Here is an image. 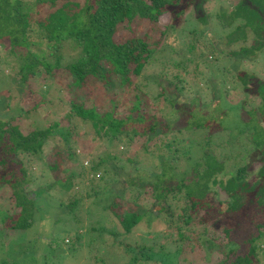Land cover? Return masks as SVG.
<instances>
[{"label":"rangeland","instance_id":"rangeland-1","mask_svg":"<svg viewBox=\"0 0 264 264\" xmlns=\"http://www.w3.org/2000/svg\"><path fill=\"white\" fill-rule=\"evenodd\" d=\"M19 1L25 6L33 2ZM75 1L81 3L82 0ZM236 1L196 3L185 14L184 23L176 26L175 30L170 27L167 15L155 24L148 21L133 23V37H144L149 46L155 45V48L148 67L127 90L115 89L102 94L96 82L91 93L74 92L68 88L70 77H64L66 72L63 69L49 78L41 67H36L31 79L22 82L19 61L11 57L3 45L0 46V115L5 118L11 116L9 125L16 126L22 134L43 131L53 124L65 128L68 133L64 140L67 147H63V139L55 135L43 144L40 160L27 155L21 157L25 175L30 179L27 192L31 199L37 201L35 209L39 213L34 211L29 228L24 230H2L0 225V264H128L131 255L125 253L120 245V237L116 239L117 235L123 239V232L111 212L144 214L137 226L125 236L132 249H151L152 253L168 255L176 252L177 264H219L223 260L224 250L217 246L211 249V238L202 233L198 225L186 227L185 239L181 240L179 233L183 231L177 233L179 223L176 219L181 216L182 208L190 204L183 194H173L160 202L167 207L166 216L155 212L154 208L159 205L150 195L152 191L148 184L159 183L162 178L173 180L169 189L179 180L186 183L195 175L191 171L195 163H202L203 153L211 154L222 167L214 184L211 180L208 182L210 191L206 199L216 206L228 201L216 183L226 182L235 170L249 162L254 147L248 140L250 133L240 131L244 128L241 121L246 122L247 112L257 110L261 104L244 93L236 81V74H252L264 83V51L254 58L228 56L250 43L247 40L224 47L223 38L229 32L219 22V10L228 12ZM43 12L40 18L44 17ZM202 15L207 16L206 25H200L194 17ZM36 31H32L29 37L31 42L39 44L30 46L34 53L45 49V41L36 37ZM126 31V28H120L114 36L117 43H124L131 37ZM55 55L64 68L80 58V50L70 41H64L56 47ZM158 65L165 67L167 75ZM158 74L166 76L168 82L172 76L178 77L177 86L184 88L185 96L187 92L190 97L197 95L199 89L201 101L192 97L188 100L190 104L195 103L196 108L186 125L204 126L189 128L183 139H179L180 143L176 144L169 133L162 132L142 138L139 130H136L135 137L128 135L127 138L117 136L111 139L105 128L95 122L79 121L72 112V103H76L86 110L94 108L100 117L112 113L114 117L124 119L138 105L140 115L146 111L148 116L151 113L150 116L168 118L172 114L171 109L161 99L156 101L157 90L151 85ZM179 104L174 106V111ZM242 104L243 110L239 108ZM236 107L239 112L233 110ZM180 115V120L174 123L177 128L182 127L181 120L186 117L184 112ZM255 116L257 124L264 130L262 114L256 113ZM171 136L173 138V133ZM164 144L175 148L176 152L169 154ZM100 161L105 162L104 166L92 172ZM257 168L252 163L253 172ZM116 170L122 171L121 175L129 173L132 177L130 183L135 186H130L126 177L123 182L120 176L115 178L112 173ZM154 173L156 175L153 176ZM65 178H69L72 188L69 191L58 190L53 185L54 181H64ZM136 179L142 184L135 183ZM194 185H190V189L201 195L203 189L200 184L197 188ZM132 188H136L135 191ZM75 199L80 204L67 209L66 206ZM44 203L48 208L42 207ZM2 212L11 217L17 209L12 194L0 186ZM195 239L198 242L195 243ZM138 264L158 263L147 261ZM259 264L264 263L260 261Z\"/></svg>","mask_w":264,"mask_h":264},{"label":"trees","instance_id":"trees-1","mask_svg":"<svg viewBox=\"0 0 264 264\" xmlns=\"http://www.w3.org/2000/svg\"><path fill=\"white\" fill-rule=\"evenodd\" d=\"M206 2L207 0H82L78 3L75 0H33L25 6L19 0H0V46L3 45L7 53L19 61L22 82L31 79L36 67H41L49 78H52L56 71L63 69L66 72L64 77H70L68 88L74 92L91 93V88L96 82L99 83L102 94L115 89L127 90L132 86V81L148 67L155 48V45L149 46L146 38L133 37L131 25L140 21L155 24L162 16L167 15L171 21L170 27L175 30L176 26L184 23V16L191 7L196 3L204 5ZM43 11L44 17L40 18L39 15ZM219 11V22L229 32L223 38L224 47L250 40L248 46L230 52L228 56L254 58L257 53L264 51V0H237L228 12L221 9ZM194 17L200 25H206L207 16ZM121 27L126 28L128 36L131 37L126 38L124 43H117L114 36ZM32 31H36L37 38L44 39V51L34 53L30 50V46L39 45L30 41ZM64 41H70L78 47L80 58L62 68L55 55V49ZM50 60L54 62L51 63ZM159 67L165 71L164 66ZM179 81L178 77L172 76L168 82L166 76L161 77V74L151 81V85L157 90L154 96L156 101L161 99L171 109L172 114L168 118L150 116L151 113L148 116L146 111L140 115L138 105H135L131 114L124 119L107 112L106 116L100 117L94 108L86 110L76 103H72V112L79 121L95 122L101 128H105L111 139L117 136L127 138L128 135L135 137L136 130H139L141 133L139 137L142 138L155 132L166 135L169 133L170 139L177 144L189 128L200 129L204 126L186 125L192 117V110L196 108L195 103L190 104L189 98L192 97L191 99L199 102L201 98L199 89L197 95L190 97L191 94L188 92L186 96L183 95L184 88L182 85V89L177 86ZM190 81L194 82L193 79ZM236 81L244 93L259 100L261 106L257 110L248 111L246 122L241 121L244 128L240 131L246 130L250 133L248 140L254 147L249 162L235 170L226 182L216 183L227 197V203L213 206L206 199L210 191L208 182L211 180L214 184L215 177L222 172L216 158L207 153H203L202 163H195L191 169L195 175L188 182L179 180L169 189L168 187L172 185L170 181L173 180L162 178L159 183L153 182L148 184V187L152 191L150 195L159 205L154 210L160 214L167 216V207L160 205V202L173 194H183L190 203L187 208H182L181 216L176 219V223H179L177 233L183 231L179 233L182 236L181 240L185 239L186 227L198 225L202 233L211 238L209 243L211 249L217 246L224 250L223 260L219 264H259L260 261L264 263V130L257 124L255 115L262 114L261 120L264 123V83L252 74L244 72L236 74ZM177 103L180 104L174 111ZM239 108L243 110V104ZM239 108L233 110L239 112ZM181 112H184L186 117L181 120L182 127L177 128L174 123L180 120ZM10 118L0 115V186L12 194L17 213L11 217L0 213V225L2 230L20 231L29 228L34 211L39 213L35 209L37 201L31 199L27 192L30 179L25 175L21 157L27 155L40 160L43 144L55 135L60 136L63 139L62 146L67 147L64 140L68 133L65 128H58L57 124H53L43 131L22 134L16 126L9 125ZM164 145L167 146H164L166 151H170L169 154L176 152L175 148L168 144ZM104 163L100 161L97 167H93L92 172L103 167ZM252 163L258 166L255 172L251 169ZM201 167L203 168L198 173ZM121 172L116 170L112 175L117 179L120 176L122 182L126 177V182L130 183L132 180L130 174L121 175ZM251 177L253 180H250ZM54 182L53 185L57 186L58 190L69 191L72 188L69 178H65L64 181L56 179ZM135 183L142 184V181L138 182L136 179ZM194 184L196 188L200 184L199 187L203 189L201 195L190 189V185L195 187ZM38 200L41 203V200ZM76 204L79 205L80 202L75 199L66 207L71 210ZM42 207L48 208L45 203ZM111 215L123 232V239L121 235H117L116 239L120 237V245L125 249V253L131 255L128 264L147 261L177 264L176 252L171 255L163 252L152 253L151 249H132L126 242L125 236L137 226L144 214L111 212ZM197 240H194L195 243Z\"/></svg>","mask_w":264,"mask_h":264}]
</instances>
